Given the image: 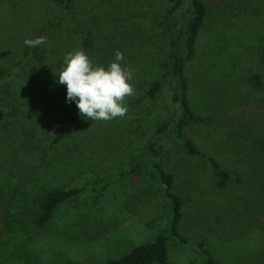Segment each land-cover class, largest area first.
I'll use <instances>...</instances> for the list:
<instances>
[{"label": "rangeland", "instance_id": "1", "mask_svg": "<svg viewBox=\"0 0 264 264\" xmlns=\"http://www.w3.org/2000/svg\"><path fill=\"white\" fill-rule=\"evenodd\" d=\"M104 1L108 17L122 11V20L135 14V25H150L138 29L125 20L111 44L100 40L119 34L122 25L102 18L88 53L94 64L106 65L118 49L133 70L124 116L84 118L66 102L57 75L0 83V264H104L160 232L167 264H211L208 255L214 264H264V0H203L207 10L186 74L190 101L208 120L185 130L201 153L185 154L167 129L149 161L140 154L144 141L176 111L169 93L147 102L145 87L162 72L168 27L188 0L168 18L163 0ZM54 3L0 0V66L18 71L20 46L33 37H44L40 52L46 57L24 78L57 63L55 54L74 37L69 26L80 22L59 17L49 25ZM142 14L145 22L137 20ZM55 110L76 117L49 145ZM207 156L229 172L221 190L213 186ZM153 163L171 172L182 203L176 234L168 229L171 206ZM57 187L77 191L35 224L42 189Z\"/></svg>", "mask_w": 264, "mask_h": 264}, {"label": "trees", "instance_id": "2", "mask_svg": "<svg viewBox=\"0 0 264 264\" xmlns=\"http://www.w3.org/2000/svg\"><path fill=\"white\" fill-rule=\"evenodd\" d=\"M104 0H55L53 9L50 14L47 15L46 21L49 25H53L59 17L62 18H74L75 21L80 22V27H71L74 34L73 39L70 41H64L62 45V53L55 54L57 56V63L53 64V67L46 69L40 75H31V78H24V74L31 66H35L38 63L44 61L40 52L41 44L35 46H29L27 44H21L20 51L21 56L18 60L20 68L16 72L7 70L3 65L0 66V83H14L18 80H48L54 75H58L63 67V58L65 53L76 49H83L89 53V50L93 48L96 41L95 29L98 28L97 22L102 18H109L113 22L118 21L122 26L120 27L119 34L114 35L106 41L115 44L114 39H120V32L125 25V20L129 21L131 27L138 29H144L150 26L145 22L146 15L142 14V19L145 25H135V18L138 15L125 16L122 20V11L120 16L108 17L107 7L108 4ZM183 0H163L164 17H172L174 11L181 6ZM148 5H151L148 4ZM206 4L203 0H188V5L185 12L177 20L176 23H170L168 31L166 33V53L164 60L162 61V72L158 77L149 81L145 87V97L147 102L156 103L159 96L164 93L167 96L169 93L170 101L175 105L176 115L169 120H162L155 128L153 133L144 141L142 145V151L145 161H149L148 152L154 153L157 148L163 146V133L170 130L171 138L179 143L180 149L185 153H201L192 143L191 139L185 134V130L194 123L206 122L208 118L202 115L192 105L189 98V80L186 74V62L191 59L194 54L195 41L197 39L198 32L202 26L205 14ZM96 13V14H95ZM97 15L96 22H90V17ZM122 15V16H121ZM140 16V15H139ZM122 20V21H121ZM124 21V22H123ZM127 21V22H128ZM78 30H77V29ZM76 35V36H75ZM78 35V36H77ZM36 38H32L34 40ZM109 40V41H107ZM117 40V41H118ZM59 55V56H58ZM261 58L264 62V40L261 47ZM57 65V66H56ZM258 76H253L251 79H256ZM258 83V82H257ZM2 112L0 110V118ZM76 117L74 113H66L59 110L54 111L53 115V131L49 138V145L58 141L63 135V128L65 124ZM207 160L211 169V177L213 179V186L223 189L229 179V172L227 169L220 165L213 157L207 156ZM153 167L158 175V180L164 190L166 197L169 200L171 206V218L168 224V229L171 233H177V224L182 215L181 212V200L179 195L173 189V176L171 172L166 171L158 163H153ZM99 179H90L89 183L95 184ZM77 191L75 187H57V188H44L41 192V198L39 202V208L33 217V222L37 225H41L47 221L50 215L53 213L55 207L65 198L71 196ZM207 260L211 264H214L209 255ZM151 262H157L158 264H167V250H166V237L164 232H160L154 236L151 240L145 241L132 247L128 252L116 259H109L104 264H148Z\"/></svg>", "mask_w": 264, "mask_h": 264}, {"label": "clouds", "instance_id": "3", "mask_svg": "<svg viewBox=\"0 0 264 264\" xmlns=\"http://www.w3.org/2000/svg\"><path fill=\"white\" fill-rule=\"evenodd\" d=\"M43 42L44 37L25 40L29 46ZM124 61L118 49L106 65L94 64L83 49L65 53L63 67L56 75L57 82L66 86V102H74L79 114L91 121L124 116L125 97L134 92V72Z\"/></svg>", "mask_w": 264, "mask_h": 264}]
</instances>
